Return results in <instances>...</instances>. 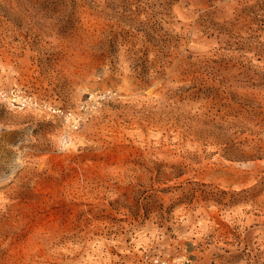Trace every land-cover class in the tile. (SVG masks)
<instances>
[{
	"label": "rangeland",
	"instance_id": "rangeland-1",
	"mask_svg": "<svg viewBox=\"0 0 264 264\" xmlns=\"http://www.w3.org/2000/svg\"><path fill=\"white\" fill-rule=\"evenodd\" d=\"M0 264H264V0H0Z\"/></svg>",
	"mask_w": 264,
	"mask_h": 264
},
{
	"label": "bare ground",
	"instance_id": "bare-ground-1",
	"mask_svg": "<svg viewBox=\"0 0 264 264\" xmlns=\"http://www.w3.org/2000/svg\"><path fill=\"white\" fill-rule=\"evenodd\" d=\"M187 25V24H186ZM99 97V96H98ZM100 98V97H99ZM98 99V98H97ZM21 100V99H20ZM68 121H70V120H68ZM76 124H77V122H76ZM61 253V252H60ZM43 263V262H42Z\"/></svg>",
	"mask_w": 264,
	"mask_h": 264
}]
</instances>
